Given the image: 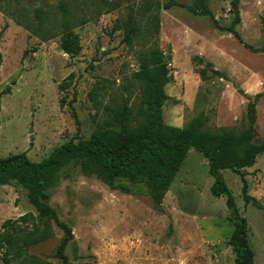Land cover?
I'll use <instances>...</instances> for the list:
<instances>
[{"label": "rangeland", "instance_id": "374dc122", "mask_svg": "<svg viewBox=\"0 0 264 264\" xmlns=\"http://www.w3.org/2000/svg\"><path fill=\"white\" fill-rule=\"evenodd\" d=\"M171 1L178 4L167 7ZM179 4L201 9L200 0H0V91L11 87L2 96L0 157L26 152L42 162L67 141L104 128L109 108L126 101L141 120L143 84L135 74L157 49L170 68L167 124L182 127L202 118L220 142L224 132L234 137L249 128V109L261 94L251 135L220 155L223 162L247 160L251 145L264 143V51L245 45L264 47V0L240 1L241 40ZM207 4L220 24L231 23L232 0ZM38 8L46 12L50 39L35 33ZM64 19L80 36L75 56L60 47ZM220 173L247 221L255 264H264V152L253 166ZM243 178L258 206L245 202ZM213 182L209 161L191 148L160 206L144 191L110 188L74 161L56 172L44 193L74 234L65 248L70 264H235L229 243L235 226L227 197L212 194ZM0 232L19 243L30 234H49L20 256L12 248L11 264H62L56 251L65 231L54 220L43 225L29 190L16 181L0 185Z\"/></svg>", "mask_w": 264, "mask_h": 264}, {"label": "trees", "instance_id": "16d2710c", "mask_svg": "<svg viewBox=\"0 0 264 264\" xmlns=\"http://www.w3.org/2000/svg\"><path fill=\"white\" fill-rule=\"evenodd\" d=\"M240 1L232 0L234 17L228 25L219 23L208 7L207 0H200L201 9L197 11L188 6L179 5L195 13L211 17L218 29L228 31L241 40L236 29L241 22ZM172 4L178 3L171 1L166 6L169 7ZM36 17L38 25L35 33L42 32L43 39L52 38L54 34L47 36V32H44L49 31L46 27V12L38 8ZM17 21L22 23L18 18ZM61 25L63 28L60 39L61 49L69 56L79 54L82 50L79 34L70 28L67 20L64 19ZM6 27L7 25L5 29ZM27 27L30 26L27 25ZM245 45L255 51H264V47L254 48L249 44ZM169 73L170 68L166 57L157 49L143 60L141 68L135 74L143 84L139 107L141 120L135 115L129 101H126L122 106L109 108L112 118L104 128L94 129L88 139L79 137L67 141L42 162L30 160L26 152L0 157V185H9L16 181L27 188L30 200L39 211L43 225L49 228L51 221L54 220L65 231V237L56 251V257L62 261V264H70L65 248L74 239V234L71 227L61 222L56 211L46 203L44 193L45 189L53 184L54 176L60 168L74 161L86 175H96L110 188L129 194L144 191L156 206H160L191 148L202 153L209 161L210 174L214 178L211 186L212 194L227 197V206L235 226L229 240L236 254L235 264H255V254L247 237V221L239 212L220 170H238L253 166L257 156L264 152V143L260 146L252 144L247 160L223 162L220 160V155L225 151L226 146L240 145L251 135L255 122V104L261 94L253 98L249 109V128L234 137L224 132L220 142H216L214 140L216 135L206 128L202 118H194L182 127L165 122L163 107L168 99L165 88L169 83ZM217 73L226 77L221 72ZM202 77L207 78L204 70ZM240 91L243 93V90ZM10 92V86L0 91V111L2 96ZM248 97L251 99L250 96ZM75 118L80 124L76 114ZM243 182L245 202L258 206L257 199L248 194V182L245 178ZM6 225L5 223L4 228ZM48 236L46 232L30 234L23 239L20 238L22 242L19 243L11 233L0 232V250L6 248L3 254L5 264H11L8 255L12 248L17 249V255L20 256L23 247L41 242Z\"/></svg>", "mask_w": 264, "mask_h": 264}]
</instances>
